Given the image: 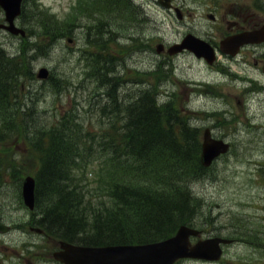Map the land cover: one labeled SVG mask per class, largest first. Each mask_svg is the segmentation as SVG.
<instances>
[{
	"label": "trees",
	"instance_id": "16d2710c",
	"mask_svg": "<svg viewBox=\"0 0 264 264\" xmlns=\"http://www.w3.org/2000/svg\"><path fill=\"white\" fill-rule=\"evenodd\" d=\"M112 1L114 13L119 5H123L128 8L125 12L130 20L139 18L135 12L137 8L130 0ZM34 18L35 21L30 22V25L40 29V39H44L47 33L56 35L59 32L53 29L52 23L56 22L49 20L44 14L40 17L32 16ZM56 24L59 26L58 22ZM30 28L36 32L34 28ZM28 54L29 52L10 56L0 45V115L5 120L9 119L4 130L6 137L14 135L13 125L19 117H7L6 114L12 112L2 106L11 90L19 85L26 63L31 57ZM112 97L115 99V95ZM156 101L151 90L146 89L134 102L127 104L128 117L124 123L126 135L118 140V145L125 142L126 150L131 155L128 167L137 168L136 174H145L144 183L133 186L121 183H115L114 187L110 185L109 200L95 208L92 218L90 215L87 218L82 216L85 207L81 191L70 183L76 153L72 147L76 148L79 134L75 129L68 128L65 122L39 131L35 121H23L24 134L41 151V164L35 174L37 206L42 214L40 224H44L54 235L106 244L121 239L128 240L138 233L146 240L167 236L181 223L193 220L197 199L186 181L200 170L195 144L190 142L193 133L183 124L181 134H175V123L184 122L181 113L176 108L173 109L168 101L160 104ZM2 137L0 124V140ZM55 155L59 159L58 165H53L52 161L47 165V161ZM22 178L23 174L19 175L18 183ZM110 196L113 202L116 197L119 198V209L123 203L131 202L130 210H134L137 218L134 213L125 214L126 219L112 214ZM133 226H137L136 233L131 235Z\"/></svg>",
	"mask_w": 264,
	"mask_h": 264
},
{
	"label": "rangeland",
	"instance_id": "374dc122",
	"mask_svg": "<svg viewBox=\"0 0 264 264\" xmlns=\"http://www.w3.org/2000/svg\"><path fill=\"white\" fill-rule=\"evenodd\" d=\"M45 6L49 7L54 13L58 15L59 18L64 22V18L71 17L73 15L74 1L75 0H40ZM149 20L144 27L145 31L148 34H153L157 37L163 38L166 41H171L173 38L178 35V30H181L180 25H175L172 23V16L150 0H146ZM49 20L54 21L53 18L48 17ZM53 24V29L55 32L61 31L56 23ZM5 38V36L3 37ZM7 46L12 47L16 51L21 39L18 38H8ZM153 38L150 39V43L153 46ZM159 42V40H158ZM156 42L154 47H156ZM146 50V49H145ZM154 52V50H153ZM72 53V52H71ZM40 54V53H39ZM69 56V57H67ZM66 55V52H63L61 41H57L52 46L51 52L47 56H37L34 59V69L38 70L41 65H47L52 70L53 73L57 75H62L66 77L70 83L69 87H65L61 92V95L53 93L50 89H44L47 85L39 84L38 87L34 88V91L38 90L36 97V103L41 107L52 108L58 110V114H64L68 111L69 108H73L75 102L79 104L80 110L84 111V118L87 119V128L97 132V128L102 125V121L95 117L94 110H91L86 113V106L90 100L91 88L93 84L86 82L85 84L80 83V80L83 77L82 68L76 67L75 60L78 56L76 54ZM143 54H136L133 58L136 61L139 69H142V66L139 63ZM73 61V62H72ZM131 64V59L129 60ZM191 65L193 67H191ZM199 67L195 58L189 54H185L184 57L179 59L177 66V73L182 77H185L189 73L195 72V69ZM146 69V66L145 68ZM193 69V70H192ZM37 83L36 81L33 84ZM44 84H49L44 83ZM75 84V85H72ZM162 84V88L167 90L177 89L182 91V97L186 100L187 96L190 94L191 90L189 86L184 87L182 84H173L171 80L165 81ZM142 84L135 86V89L141 87ZM183 89V90H182ZM240 86L236 84V112L242 110V108L248 111L250 117H252V111L254 105L248 100L240 95ZM248 101V104H246ZM211 101L206 98L193 99L191 102L192 106H206L211 105ZM91 108V107H89ZM51 113H55L51 111ZM243 115V114H242ZM245 116V115H243ZM244 123L248 122V119L244 118ZM250 133L246 128L243 127L241 133L237 136V139L240 141H245L247 143L250 140ZM22 148V143H16L15 152L20 151ZM241 150H245V147H241ZM27 153V152H26ZM25 153V154H26ZM95 151L92 157L95 156ZM243 157L241 160L236 158V165L231 164L228 168L223 164L221 165V172L216 181H198L195 185V191L202 196L207 201V206L203 209L213 208V215L216 217L215 223L210 225L214 226L223 231L230 230V215L236 214L237 210L250 209L254 210L259 207H262L264 204V177L262 171H257L259 169V163L264 162V152L259 150H252L241 152ZM92 168V167H91ZM33 170V168H30ZM90 172V171H89ZM90 178L94 177V173L89 174ZM0 212L1 215L5 218L4 221L12 225H23L30 217L29 210L23 206L17 197V187L14 186V183H7L6 191L0 193ZM21 229H15L12 233L7 236L1 235V240L6 243V245H12L10 242L17 243L20 240V237L25 235V233L20 232ZM30 233V232H29ZM31 234V233H30ZM10 241V242H9ZM2 244V243H1ZM19 249L17 244H13ZM1 250V249H0ZM236 245L229 247L226 250V254L223 259L218 264H236ZM2 254L4 252L1 250ZM245 252H249L245 250ZM5 255V254H4ZM203 264V263H197Z\"/></svg>",
	"mask_w": 264,
	"mask_h": 264
},
{
	"label": "flooded vegetation",
	"instance_id": "af4514ba",
	"mask_svg": "<svg viewBox=\"0 0 264 264\" xmlns=\"http://www.w3.org/2000/svg\"><path fill=\"white\" fill-rule=\"evenodd\" d=\"M175 9H180L183 16L179 21L184 22L188 17L202 16L204 23L197 21L192 25L191 30L210 41L219 53L220 59L208 65L212 71L220 69L223 65L227 74L235 77L236 68L247 66L251 74L248 81H240L242 84H253L264 89V0H199L195 3L193 0H173ZM191 8L197 11L194 13ZM173 12L174 10H170ZM241 31H252L261 37L259 42L244 45L236 56L221 51L220 42L227 37ZM177 56V55H176ZM203 61V59H200ZM234 63V66L231 65ZM238 64H241L238 66ZM209 82V80H207ZM239 82V83H240ZM215 84H220L215 82ZM236 84V83H235ZM231 96L235 100L236 116V89ZM212 135L216 138L222 137L221 130L212 128ZM254 244V245H252ZM236 245L251 246L260 250H264V227L250 224V222L242 223L239 219L236 223ZM263 254V252H262ZM264 264V255L260 257ZM49 262L51 258H46ZM50 264H59L51 262Z\"/></svg>",
	"mask_w": 264,
	"mask_h": 264
},
{
	"label": "water",
	"instance_id": "95a60500",
	"mask_svg": "<svg viewBox=\"0 0 264 264\" xmlns=\"http://www.w3.org/2000/svg\"><path fill=\"white\" fill-rule=\"evenodd\" d=\"M22 0H0V4L6 10L7 20L11 25L6 26L13 32H23V30L13 25V20L20 13ZM161 3L168 5V0ZM2 26V24H0ZM244 41L236 39V44L240 45ZM191 44V37H188L183 46ZM162 47V46H160ZM197 49V48H196ZM160 50V49H159ZM172 51V50H171ZM216 151L205 149L204 157L210 161ZM34 179L28 177L24 185V195L26 202L33 207L34 204ZM0 228H7L0 225ZM195 231L187 227H182L176 237L157 244H150L142 247H89L70 249L61 258L70 264H172L179 256H197L216 259L220 256L221 248L218 244L219 238L205 240L198 243L189 251V234Z\"/></svg>",
	"mask_w": 264,
	"mask_h": 264
},
{
	"label": "bare ground",
	"instance_id": "6f19581e",
	"mask_svg": "<svg viewBox=\"0 0 264 264\" xmlns=\"http://www.w3.org/2000/svg\"><path fill=\"white\" fill-rule=\"evenodd\" d=\"M101 31L102 32H106L107 31V28H105V27H102L101 28ZM148 98V97H147ZM144 99H146V98H144ZM142 101V100H141ZM145 101V100H144ZM132 105V104H131ZM141 107V106H140ZM49 161H52V163H53V165H58V163H59V159H58V157H57V155H55L52 159H49L48 161H47V165H48V162ZM189 195V194H188ZM190 198V197H189ZM41 216H42V214H41ZM53 226H57V225H53ZM14 228H17V226L16 225H14Z\"/></svg>",
	"mask_w": 264,
	"mask_h": 264
}]
</instances>
